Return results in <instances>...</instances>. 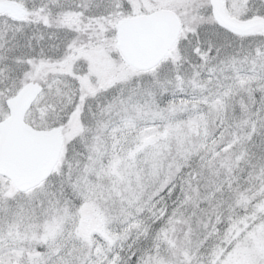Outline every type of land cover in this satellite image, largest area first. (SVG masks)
Here are the masks:
<instances>
[{"label": "snow or ice", "instance_id": "1", "mask_svg": "<svg viewBox=\"0 0 264 264\" xmlns=\"http://www.w3.org/2000/svg\"><path fill=\"white\" fill-rule=\"evenodd\" d=\"M0 264H264V0H0Z\"/></svg>", "mask_w": 264, "mask_h": 264}]
</instances>
